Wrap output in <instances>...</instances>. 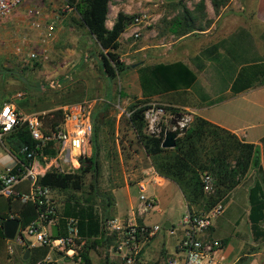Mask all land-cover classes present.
<instances>
[{
  "label": "crops",
  "instance_id": "1",
  "mask_svg": "<svg viewBox=\"0 0 264 264\" xmlns=\"http://www.w3.org/2000/svg\"><path fill=\"white\" fill-rule=\"evenodd\" d=\"M34 1L26 0L14 8L7 17L0 18L3 20L5 32L11 33L9 39L12 38L15 41L18 35H22L27 28H30L27 16L34 9ZM211 1L109 0L105 27L111 28L118 12L132 14L134 11H139L150 15L153 26L142 37L143 40L136 49L132 50V53L136 55L144 52L146 55H143L147 60L153 62L146 63L148 61L139 59L136 69L144 65L179 62L195 77L190 87L155 96L152 101L163 99L162 104L182 109L191 116L200 117L233 134L242 142L254 146L258 156L257 167L250 168L238 185L225 195L221 214L216 216L210 226L201 233V238L221 243V249L217 255L225 264H264V210L263 220L257 223L255 232H252L248 221V191L255 185H258L261 190L264 187V84L255 83L252 87L238 93L231 91L232 81L241 68L260 66L264 69V41L261 38L264 33V0H251L249 4L246 0H227L219 4L216 11L213 10ZM58 23L63 24V18L59 19ZM36 25L34 27H40L37 29L39 31L35 32L33 29L30 30L31 33L27 32V35L31 34L35 39L38 34L45 36L51 34L46 28L42 30L40 23ZM239 30H242L245 35L240 40H236L234 35ZM84 31H86L85 28ZM88 36L91 37L89 34ZM22 37L24 36L20 38ZM236 41H239L240 49L238 50L234 48ZM203 51L210 53L201 55ZM244 59L248 60L247 63L242 61ZM136 69L132 79L136 82L140 96ZM0 75L7 76L5 85H10V91L6 97L3 100L0 99V107L3 104H10L21 116L60 108L59 103L38 105L32 99L30 102L22 100L26 89H31V85L26 79L19 77V71L4 68L0 70ZM16 80L22 85L21 88L17 86ZM37 89L39 92L43 91L40 86ZM17 93H23L24 96L17 98ZM6 151L13 158V163L1 167V171L8 166L12 167L15 162L14 156L7 149ZM153 179L154 183L144 180L147 182L145 194L154 199L156 209L150 212L143 222L148 225H159L161 230L143 248L140 258L143 264H165L167 260L182 264L183 255L177 248L182 236L181 225L180 228L175 229L171 221L174 199L170 198V194L173 190L177 195L176 203L178 202L183 208L184 215L186 214L185 204L172 182L158 175ZM134 186L137 187V184ZM122 188L127 191L126 198L119 204L113 193L108 210L112 217L119 219L124 218L127 210L137 200L129 196V186L125 185ZM15 191L26 192V188L21 183L15 187ZM6 202L7 209L0 203V216L18 220V212L23 203L19 200H6ZM54 225V222L46 225V232L50 236L54 231ZM156 238L157 242L151 245ZM0 245L5 246L6 240L0 241ZM23 252L22 248L12 243V254L5 260L1 258L0 264H16ZM90 252L89 250L88 257L91 264H94ZM49 256L52 259L51 264H67L68 261L77 264L54 253H49Z\"/></svg>",
  "mask_w": 264,
  "mask_h": 264
},
{
  "label": "trees",
  "instance_id": "2",
  "mask_svg": "<svg viewBox=\"0 0 264 264\" xmlns=\"http://www.w3.org/2000/svg\"><path fill=\"white\" fill-rule=\"evenodd\" d=\"M65 6L78 17L87 33L98 45L101 54L100 71L108 79L113 80L122 74L127 66L119 58L118 39L125 29L132 23L134 14L118 12L110 29L105 27L109 0H64ZM227 0H212L213 10ZM245 33L239 30L234 36L240 40ZM264 41V33L261 35ZM236 41L234 48L240 49ZM203 51L201 55H209ZM247 63L248 60H242ZM253 70H256L253 72ZM260 66H247L241 68L231 84L232 93H238L257 84H264V71ZM140 97L127 107L126 123L135 142L142 148L144 155L150 159L151 167L155 173L172 182L181 194L186 207V214L202 216L207 213L218 201L231 191L244 177L250 168L257 167L258 156L252 144L244 143L233 134L203 120L191 116L187 128L175 139L172 149H162L160 143L163 139L166 126L160 125L158 136L147 135L144 112L149 108L152 98L169 92H177L190 87L195 80L194 75L181 63L144 65L136 69ZM21 75H19L20 77ZM260 78V79H259ZM171 116L177 115V109L171 106L160 108ZM59 120L57 113L54 115ZM61 119V118H60ZM54 121L51 125L54 130L59 124ZM61 121V120H60ZM92 135L95 140V121H91ZM45 134V133H44ZM7 150L21 164L27 165L20 154V149L26 147L34 149L37 142L33 141L24 124L13 128L4 138ZM37 153L46 157H54L57 146L47 143ZM78 167L73 171L56 172L48 170L37 178L36 184L49 188L53 193H66L57 204V220L54 221V231L51 237L65 235L64 222L67 218L76 221L77 234L84 243L88 244L79 251L77 264H91L88 251L103 248L104 251L113 244V238L105 236L102 222L111 218L109 215L110 198L101 196L100 204L95 203L99 197L96 191V178L99 173L96 145L93 144L90 156H79ZM17 165L13 168L14 172ZM209 175L213 181L214 192L206 195L202 192L201 176ZM90 178L88 191L82 192L84 180ZM27 189V187H26ZM264 187L258 185L248 191L249 214L248 221L252 232L257 229V223L263 220ZM8 206V203H6ZM6 206V209H7ZM39 210L36 204L26 201L18 212L19 232H22L31 222L35 221ZM8 216H0V241H4L1 225ZM19 248L28 249L26 262L36 264L47 254L43 246L29 247L23 241ZM20 256L17 260H21ZM103 264H108L106 258Z\"/></svg>",
  "mask_w": 264,
  "mask_h": 264
},
{
  "label": "rangeland",
  "instance_id": "3",
  "mask_svg": "<svg viewBox=\"0 0 264 264\" xmlns=\"http://www.w3.org/2000/svg\"><path fill=\"white\" fill-rule=\"evenodd\" d=\"M246 2L249 4L251 0H246ZM33 7L32 13L27 16L30 28L22 33L24 37L20 38L22 35H18L15 41L8 38L11 33L5 32L3 20H0V70L4 68L17 70L21 77L31 85V89H26L22 100L30 102L32 99L38 105L60 104V108L49 112L32 113L41 121L42 132L45 134L53 131L51 125L58 120L54 116L56 113L57 116L59 115L58 123L60 122L62 106L82 102L89 104L91 121H95V140L91 133L84 153L80 155L90 156L93 144L96 145L99 166L96 191L99 197H96L95 203L100 204L101 196L111 199L113 193L117 203H122L127 195L126 189L122 188L125 185L129 186V196L133 199L137 198L138 190L134 185L146 180L152 167L150 159L144 155L142 148L135 142L126 123V117L127 107L140 97L136 82L132 79L136 66L131 68V65L137 64L139 59L148 61L143 55L146 53L133 55L132 50L137 48L143 40L142 37L153 26L152 17L144 12L146 17L138 26L129 27L124 31L119 41L118 54L127 69L115 79L108 80L100 71L99 54L101 51L98 45L84 31L76 14L65 6L64 0H35ZM140 13L134 11L132 14ZM61 18H63V24L58 23ZM39 23L42 30L48 25L52 26L51 34L48 36L38 34L35 39L33 35H27V32L31 33L30 30L33 29L38 32L37 29L40 27L35 28L34 25ZM135 27L138 28V39L130 37ZM31 53L35 55L34 58L29 57ZM152 62L151 60L146 63ZM0 76V99L3 100L10 91V85H5L7 76ZM50 80H58L61 83L60 87L57 89L44 87V90L39 92L37 87ZM16 82L21 88L20 82L18 80ZM162 101L163 99L160 101L154 99L151 102L152 114L155 115L160 125L166 126V129H171V122L176 120L177 115L187 121L191 119V115L182 109H177L176 116L159 111V107H168L162 104ZM6 135L0 139V168L13 163V158L6 151L4 141ZM61 169L62 171L68 170L67 168ZM89 183L90 178L86 177L82 192L88 191ZM22 185L26 188L28 184L23 182ZM173 192L170 194V198L174 199L171 221L173 227L178 229L184 216V210L178 202L176 203L177 195ZM65 195L66 193L63 192L52 193L51 197L55 203H59ZM0 203L3 207L7 206L4 198L0 197ZM157 240L156 238L151 245ZM86 245L88 244L84 241L81 242L78 251ZM89 254L94 264H102L107 253L103 248H96ZM1 258L7 259L4 245H0V260ZM16 264H29V262L18 260ZM67 264L72 263L68 261Z\"/></svg>",
  "mask_w": 264,
  "mask_h": 264
},
{
  "label": "built area",
  "instance_id": "4",
  "mask_svg": "<svg viewBox=\"0 0 264 264\" xmlns=\"http://www.w3.org/2000/svg\"><path fill=\"white\" fill-rule=\"evenodd\" d=\"M25 1L0 0V18L7 17L14 8ZM145 17L144 12L136 14L126 29L138 26ZM52 28L48 25L46 27L47 32H51ZM130 37L139 38L137 27L131 31ZM29 57L34 58L35 55L31 53ZM40 87L42 90L44 87L57 89L60 87V82L50 80ZM23 96V93L16 94L17 98ZM148 106L149 108L144 112L145 133L156 137L160 132V124L155 115L152 114L153 105L148 103ZM160 108L159 111H163ZM185 121L187 120L182 119V122L178 124L182 125ZM21 124L25 125L31 139L37 144L31 150L26 147L20 149V154L24 155L26 160H30L29 164H21L15 159L12 167H7L0 172V197L6 200H19L22 203L30 201L36 204L39 213L36 220L31 222L22 232H19L18 228L12 241H6L5 252L7 256H10L12 254L11 243L21 245L23 241L29 240V247L43 246L48 250L44 258L36 264H51L52 259L49 253L78 263V247L83 240L77 234L76 221L73 218L65 219V235L51 237L46 232V225L57 220V204L51 197L53 192L45 186L36 184V181L48 170L64 173L73 171L78 167L77 158L81 156V153H84V148L88 144L92 131L90 105L82 102L62 108L60 124L48 134L42 132L41 121L36 115L21 116L10 104H3L0 107V139ZM49 142L57 146L54 157H46L36 152L37 149H41ZM16 165V170L12 172ZM61 168L68 170L62 171ZM156 176L157 174L151 168L147 182L154 183L153 178ZM145 181L137 183V200L127 210L124 218L111 217L102 222L105 236L113 238V244L106 249L107 254L104 257L109 264H143L140 258L141 252L160 230L159 225H148L143 222V219L156 209L154 199L145 194V184L147 183ZM23 182L28 184L26 192H16L15 187ZM201 183L202 192L206 195H212L214 189L211 177L206 174L202 175ZM222 210V201H218L215 206L200 217L184 215L181 222L182 236L177 244L178 250L183 255L182 264H225L217 255L221 249V243L201 238V233L210 226L216 216L221 214ZM165 264H176V262L167 260Z\"/></svg>",
  "mask_w": 264,
  "mask_h": 264
},
{
  "label": "water",
  "instance_id": "5",
  "mask_svg": "<svg viewBox=\"0 0 264 264\" xmlns=\"http://www.w3.org/2000/svg\"><path fill=\"white\" fill-rule=\"evenodd\" d=\"M135 65H131L133 68ZM182 122V119L177 115L176 120L171 122V129H167L163 135V139L160 143V147L162 149H172L175 145V139L179 137L187 128V121H185L182 125L178 123ZM19 228V221L16 218H8L2 222L1 229H2V236L3 239L6 241H12L17 234V230ZM26 245H30L29 240H25ZM29 251L25 249L21 259L25 261L28 257Z\"/></svg>",
  "mask_w": 264,
  "mask_h": 264
},
{
  "label": "snow or ice",
  "instance_id": "6",
  "mask_svg": "<svg viewBox=\"0 0 264 264\" xmlns=\"http://www.w3.org/2000/svg\"><path fill=\"white\" fill-rule=\"evenodd\" d=\"M5 114H7V113H5Z\"/></svg>",
  "mask_w": 264,
  "mask_h": 264
}]
</instances>
